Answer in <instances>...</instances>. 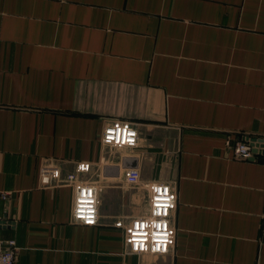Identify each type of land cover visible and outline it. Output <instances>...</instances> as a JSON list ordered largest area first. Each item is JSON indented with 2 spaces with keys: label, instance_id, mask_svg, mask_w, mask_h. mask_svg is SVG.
Returning <instances> with one entry per match:
<instances>
[{
  "label": "crops",
  "instance_id": "obj_1",
  "mask_svg": "<svg viewBox=\"0 0 264 264\" xmlns=\"http://www.w3.org/2000/svg\"><path fill=\"white\" fill-rule=\"evenodd\" d=\"M113 120L136 148L102 144ZM242 136L264 138V0H0V239L16 264H264V156L235 159ZM79 162L94 227L72 220V188L40 181ZM153 181L177 192L176 245L129 254L115 223L148 214Z\"/></svg>",
  "mask_w": 264,
  "mask_h": 264
},
{
  "label": "built area",
  "instance_id": "obj_2",
  "mask_svg": "<svg viewBox=\"0 0 264 264\" xmlns=\"http://www.w3.org/2000/svg\"><path fill=\"white\" fill-rule=\"evenodd\" d=\"M139 134L135 125L127 120H113L103 130L102 144L112 149L136 148ZM227 148L237 160L256 161L264 156V138L239 137L229 140ZM90 162H79L75 171L63 177L60 169L54 165H42L41 184L48 188L70 187L75 192L72 220L87 227L98 225L99 199L97 188L80 180L79 176L89 173ZM130 185L141 183L138 169L125 172ZM150 195L148 214L132 219L129 223L118 221L117 228L124 231L126 250L133 255H165L176 245L177 228L172 223L178 207L176 190L168 183L153 181L144 184ZM9 193L1 194L6 200ZM18 246L14 240L0 239V264H16Z\"/></svg>",
  "mask_w": 264,
  "mask_h": 264
},
{
  "label": "water",
  "instance_id": "obj_3",
  "mask_svg": "<svg viewBox=\"0 0 264 264\" xmlns=\"http://www.w3.org/2000/svg\"><path fill=\"white\" fill-rule=\"evenodd\" d=\"M124 167H126V166H124ZM1 224H6V222H1Z\"/></svg>",
  "mask_w": 264,
  "mask_h": 264
}]
</instances>
